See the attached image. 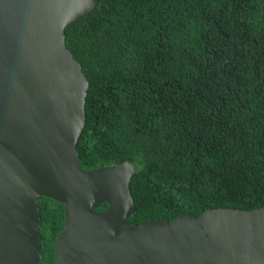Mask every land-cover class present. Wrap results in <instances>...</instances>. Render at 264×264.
<instances>
[{
  "label": "trees",
  "instance_id": "16d2710c",
  "mask_svg": "<svg viewBox=\"0 0 264 264\" xmlns=\"http://www.w3.org/2000/svg\"><path fill=\"white\" fill-rule=\"evenodd\" d=\"M66 44L90 83L81 167L135 166L129 224L264 206V0H101ZM39 204L57 264L65 205Z\"/></svg>",
  "mask_w": 264,
  "mask_h": 264
},
{
  "label": "water",
  "instance_id": "95a60500",
  "mask_svg": "<svg viewBox=\"0 0 264 264\" xmlns=\"http://www.w3.org/2000/svg\"><path fill=\"white\" fill-rule=\"evenodd\" d=\"M100 2L0 0V264H42L44 197L65 205L57 264H264V206L139 226L133 164L83 171L90 83L66 30Z\"/></svg>",
  "mask_w": 264,
  "mask_h": 264
}]
</instances>
